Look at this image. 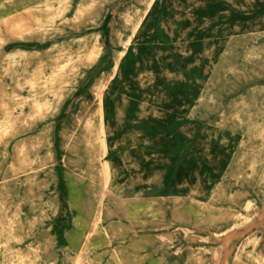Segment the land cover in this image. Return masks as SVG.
Masks as SVG:
<instances>
[{
    "label": "rangeland",
    "instance_id": "1",
    "mask_svg": "<svg viewBox=\"0 0 264 264\" xmlns=\"http://www.w3.org/2000/svg\"><path fill=\"white\" fill-rule=\"evenodd\" d=\"M0 264H264V0H0Z\"/></svg>",
    "mask_w": 264,
    "mask_h": 264
},
{
    "label": "bare ground",
    "instance_id": "2",
    "mask_svg": "<svg viewBox=\"0 0 264 264\" xmlns=\"http://www.w3.org/2000/svg\"><path fill=\"white\" fill-rule=\"evenodd\" d=\"M142 19H143V16L134 25V31L136 30V28L138 27ZM102 133L104 134V137L101 138V145L103 148V152H106L108 150V146H107V140H106V128L104 126L102 127ZM102 177H103L102 180L104 184V189L107 191L110 190L109 182L112 176L110 173L109 163L107 162L103 165V176Z\"/></svg>",
    "mask_w": 264,
    "mask_h": 264
}]
</instances>
